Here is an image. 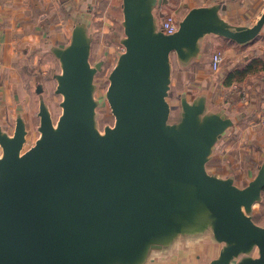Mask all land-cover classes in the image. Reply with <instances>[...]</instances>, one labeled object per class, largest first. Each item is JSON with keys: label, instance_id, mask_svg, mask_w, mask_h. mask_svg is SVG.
<instances>
[{"label": "water", "instance_id": "95a60500", "mask_svg": "<svg viewBox=\"0 0 264 264\" xmlns=\"http://www.w3.org/2000/svg\"><path fill=\"white\" fill-rule=\"evenodd\" d=\"M145 3L138 0L134 11L124 0L125 49L106 91L112 127L98 135L92 124L90 83L102 60L91 66L89 45L73 42L58 54V127L41 109L40 137L22 153L20 117L11 137L0 134V264L131 262L152 241L201 220L195 203L211 216L214 236L228 243L219 262L256 245L259 255L240 264H264V226L242 211L260 196L264 165L242 188L207 173L206 154L229 120L200 119L201 106L183 104L179 123L168 125L165 100L170 51L192 47L207 31L245 42L264 12L252 27L231 30L194 9L164 34L141 27Z\"/></svg>", "mask_w": 264, "mask_h": 264}, {"label": "crops", "instance_id": "0c3cea01", "mask_svg": "<svg viewBox=\"0 0 264 264\" xmlns=\"http://www.w3.org/2000/svg\"><path fill=\"white\" fill-rule=\"evenodd\" d=\"M137 2L131 0L134 11ZM142 8L141 27L153 33L161 31L162 18L175 8H183V18L194 9H205V20L240 30L257 23L264 0H146ZM125 28L124 0H0V134L11 137L17 118L24 121L29 107L39 104L40 97L34 95L46 74L41 65L44 57L54 60L73 42L88 44L89 64L93 66L89 58L94 56V64L110 63L111 72L123 53ZM211 48L223 52L218 71L210 67ZM168 65L169 109L179 110L182 117L183 104H195L202 108L200 119L215 115L229 120L209 147L206 172L245 187L264 165V126L256 123L264 85V19L245 42L203 32L192 47L170 51ZM61 71L62 66L52 74ZM243 88L244 98L239 91ZM250 207L245 214L264 226V190ZM193 212H199L201 220L190 219L192 225L183 224L174 234L152 241L131 262L112 264H240L259 255L252 245L257 248L253 254L246 252L244 257L240 250L219 262L228 243L214 236L212 218L203 206L195 203Z\"/></svg>", "mask_w": 264, "mask_h": 264}, {"label": "rangeland", "instance_id": "374dc122", "mask_svg": "<svg viewBox=\"0 0 264 264\" xmlns=\"http://www.w3.org/2000/svg\"><path fill=\"white\" fill-rule=\"evenodd\" d=\"M168 13H173L175 15L176 22L179 26L183 18V8H175L169 10ZM94 47V46H93ZM96 48V47H94ZM93 48V49H94ZM64 49V48H63ZM222 50L220 48H211L209 49V53H212L216 50ZM223 53V52H222ZM55 54V53H54ZM174 58V54L172 53ZM94 56L89 58L91 64H94ZM41 65L44 67L46 74L42 75V79L40 81L41 89L35 92L34 96H38L39 104L31 105L26 112V119L23 122L24 129V141L21 146L20 153L24 152L31 146H33L36 140L40 137V112L41 109H44L48 115L49 121L54 129L58 127L59 117L62 112L61 102L63 99V94L59 90V83L57 80V75L53 76L52 72L58 71L61 66V60L58 54H55V59H52V56L44 57ZM104 66V68H103ZM111 64H103L101 63L100 71H97L95 75L91 78V86H90V97L94 102L92 106V114H93V130L96 134L102 135L105 132L107 127H112L114 124V115L108 103L106 97V91L109 84V68ZM103 69V70H102ZM109 71V72H108ZM108 72V73H107ZM262 92V91H261ZM181 112L175 108L169 109L167 124L168 125H177L181 116L179 115ZM176 185V184H175ZM188 186H184V190H187ZM242 211L244 213H250L251 207L244 208L242 207ZM257 249V248H256ZM254 246H250L247 249L242 250L243 256L247 254H253L254 250H256ZM244 256V257H245ZM247 257V256H246Z\"/></svg>", "mask_w": 264, "mask_h": 264}, {"label": "built area", "instance_id": "2783aa9c", "mask_svg": "<svg viewBox=\"0 0 264 264\" xmlns=\"http://www.w3.org/2000/svg\"><path fill=\"white\" fill-rule=\"evenodd\" d=\"M223 1V0H221ZM161 31L164 34H172L174 33L177 29H178V24L176 22L175 19V15H173V13H168L166 14L161 21ZM124 46L122 45L120 47L121 51H124ZM223 60V53L220 50H216L214 51L211 56H210V67L212 71H218L220 68V65L222 63ZM241 93V96L244 98L245 97V89H240L239 90ZM261 98H262V104L258 110V114H257V120L256 123L259 125H263L264 126V85H263V89H262V93H261Z\"/></svg>", "mask_w": 264, "mask_h": 264}, {"label": "trees", "instance_id": "16d2710c", "mask_svg": "<svg viewBox=\"0 0 264 264\" xmlns=\"http://www.w3.org/2000/svg\"><path fill=\"white\" fill-rule=\"evenodd\" d=\"M256 62H258V61H255V63H256ZM244 73H245V71L242 72V74H244ZM263 190H264V187L262 188V191H263Z\"/></svg>", "mask_w": 264, "mask_h": 264}]
</instances>
